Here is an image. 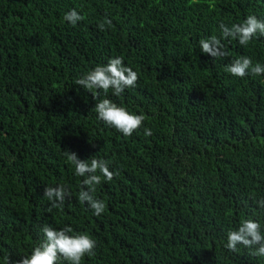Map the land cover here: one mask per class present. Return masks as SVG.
Here are the masks:
<instances>
[{"label": "trees", "instance_id": "obj_1", "mask_svg": "<svg viewBox=\"0 0 264 264\" xmlns=\"http://www.w3.org/2000/svg\"><path fill=\"white\" fill-rule=\"evenodd\" d=\"M0 264H264V0H0Z\"/></svg>", "mask_w": 264, "mask_h": 264}]
</instances>
